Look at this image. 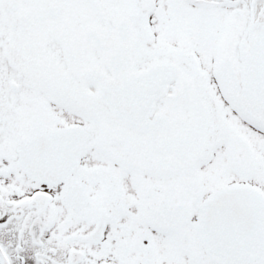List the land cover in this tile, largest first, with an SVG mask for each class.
Instances as JSON below:
<instances>
[{"label": "snow or ice", "instance_id": "snow-or-ice-1", "mask_svg": "<svg viewBox=\"0 0 264 264\" xmlns=\"http://www.w3.org/2000/svg\"><path fill=\"white\" fill-rule=\"evenodd\" d=\"M0 264H264V0H0Z\"/></svg>", "mask_w": 264, "mask_h": 264}]
</instances>
